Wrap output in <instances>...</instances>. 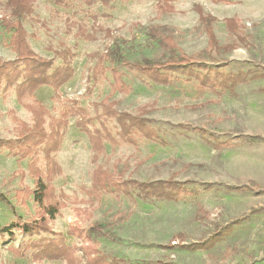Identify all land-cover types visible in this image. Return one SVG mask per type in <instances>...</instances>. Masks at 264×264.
I'll return each mask as SVG.
<instances>
[{
  "label": "rangeland",
  "instance_id": "1",
  "mask_svg": "<svg viewBox=\"0 0 264 264\" xmlns=\"http://www.w3.org/2000/svg\"><path fill=\"white\" fill-rule=\"evenodd\" d=\"M7 1L0 0V16L10 15ZM231 1H33L22 19L30 46L52 59L53 68L71 67L73 75L59 88L42 85L23 99L15 86L0 82V140L15 139L22 122L34 123L26 104L37 102L45 108L47 132L59 130L56 146L42 144L28 157L0 147V193L8 199L0 200V228L35 216L32 198L23 202L15 196L21 187H34L31 167L44 176L52 173L51 184L65 194L67 206L51 221L53 233H4L0 264H87L82 241L67 233L70 225L110 224L120 215L125 219L113 227L118 239L96 240L113 264H264V75L253 77L264 71V0ZM165 2L176 10H161ZM197 7L216 17L212 27L219 46L235 47L200 54L209 40ZM232 17L242 23L244 40L228 30L225 19ZM162 25L182 51L200 55L198 61L224 73L251 71V77L235 85L213 69L204 84L180 72L168 85L141 77L131 63L169 55L150 32ZM10 35L0 25V60L16 57L8 46ZM115 48L113 58L103 57ZM111 66L124 73L130 92L112 88ZM110 106L132 115L142 112L156 134L129 142L107 114ZM82 125L99 140L96 148ZM218 141L232 144L220 147ZM96 169L124 180L173 178L198 192L141 198L133 187L97 190ZM244 184L251 190H229ZM59 234L74 248L73 261L34 259L32 249H24ZM194 243L202 247H189Z\"/></svg>",
  "mask_w": 264,
  "mask_h": 264
},
{
  "label": "trees",
  "instance_id": "2",
  "mask_svg": "<svg viewBox=\"0 0 264 264\" xmlns=\"http://www.w3.org/2000/svg\"><path fill=\"white\" fill-rule=\"evenodd\" d=\"M34 0H8L7 4L10 8L9 16H0V25L8 30L11 35L8 46L16 54L14 59L0 60V82L5 80L6 87L15 86V90L19 99L31 95L38 87L42 85H49L53 88H59L73 75L71 67H57L53 68L52 59L43 57L37 54L30 46L27 38V30L23 24L22 19L25 15L32 11V4ZM60 2L61 0H55ZM103 4H109L112 0H101ZM214 2L231 3V0H213ZM161 10L172 13L175 7L165 2L161 6ZM201 22L205 25L208 34L209 48L200 54L210 52L211 49L216 48H232L236 44H223L219 46L218 40L214 33L212 24L216 21V17L206 13L201 7H197ZM226 25L232 34H236L240 39L244 40L242 33V23L236 18H226ZM168 27L166 25L159 26L151 29V35L163 44L169 55L164 59H150L145 58L131 63L130 68H135L137 74L146 78L154 83L161 85L171 84L177 79V72L185 73L189 76H194L201 83H205L207 76L211 69L216 74H221L226 77L232 85L246 79L249 72H222L218 67L211 68L205 61H198L201 56H191L182 51L175 43L172 36L167 33ZM115 48L111 49L109 53L103 55L104 58H113L116 53ZM198 67V68H196ZM203 69V70H200ZM203 71V72H202ZM112 77V88L128 93L131 90L130 85L123 79L124 73L118 66L110 67ZM264 75L262 73H254L253 77ZM251 77V75H250ZM35 104V105H34ZM114 105V104H113ZM27 108L35 115V120L32 125L22 122L20 125L19 134L15 139L2 141L0 140V147L8 146V148L15 149V152L22 157L34 155L35 149L42 144L49 148L50 146L57 145L59 130L56 128L49 134L45 128V108L39 102L33 104H26ZM79 111V110H78ZM81 112H83L81 110ZM80 113V111H79ZM108 115L115 117L120 126V130L126 140L135 142L136 137L152 138L156 133L154 129L147 124V119L142 115V112L137 115H132L128 112L119 111L112 106L109 107ZM66 116V115H65ZM62 124H66V119L60 120ZM83 129L90 134L93 147L96 148L99 140L82 125ZM204 133L203 129H199ZM259 139V138H257ZM230 141H218L217 145L230 146ZM31 172L34 176V187L24 186L16 191V198L18 201H25L27 197L32 198L35 205V216L32 220L28 221H15L10 225L0 228V237L4 233L13 235V229L26 234L33 233H53L51 221L60 213V210L67 206L65 194L60 192L56 193L54 186L51 184L52 173L43 175V173L36 167H31ZM93 186L97 190H123L128 191L132 187L137 189V195L141 198H160L168 196L167 192L173 191L174 193H181L184 195H192L197 193L198 190L194 187H188L185 183L173 180V178L166 180H158L152 182L124 180L120 174L111 173L106 170L96 169L93 175ZM205 189H214L215 186L207 185ZM251 184H244L238 187L229 188V190L245 192L251 190ZM0 200L7 202L6 196L0 193ZM125 218L120 215L114 223L102 224L100 222H93L87 227H83L78 223L70 225L67 233L73 237L79 238L82 241L81 250L86 258L87 264H113V261L108 259L106 254H103L97 246L96 240L98 238H107L110 240H117V235L113 230L116 223L121 222ZM169 247L171 245H168ZM191 248H201L202 244H191ZM25 250L32 249V256L34 259H62L73 261L74 248L70 246L63 235L52 237H42L38 241L30 242L25 247ZM18 250V249H17ZM135 264H164L158 260L156 262H134ZM133 264V263H132Z\"/></svg>",
  "mask_w": 264,
  "mask_h": 264
}]
</instances>
